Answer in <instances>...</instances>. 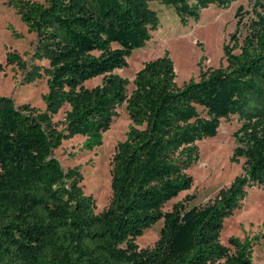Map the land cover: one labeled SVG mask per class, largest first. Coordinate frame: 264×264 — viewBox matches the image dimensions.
<instances>
[{
  "label": "trees",
  "instance_id": "obj_1",
  "mask_svg": "<svg viewBox=\"0 0 264 264\" xmlns=\"http://www.w3.org/2000/svg\"><path fill=\"white\" fill-rule=\"evenodd\" d=\"M235 1L14 2L36 38L32 63H47L32 64L26 80L42 72L47 92L44 111L0 97V264H252L260 237H230L226 247L220 234L249 191H264V0H253L249 13L236 10L226 66L198 82L177 89L168 53L144 63L132 82L114 73L159 29L153 5L172 10L185 27L209 7ZM97 77L99 85L85 86ZM123 104L130 125L112 157L111 198L95 213L77 169L64 171L54 151L76 136L85 151L100 147ZM62 106L59 129L52 116ZM230 117L239 124L230 161L244 160L242 174L204 205L177 202L164 212L192 187L186 172L199 160L195 144L214 138ZM161 220L153 247L139 249L136 239Z\"/></svg>",
  "mask_w": 264,
  "mask_h": 264
},
{
  "label": "rangeland",
  "instance_id": "obj_2",
  "mask_svg": "<svg viewBox=\"0 0 264 264\" xmlns=\"http://www.w3.org/2000/svg\"><path fill=\"white\" fill-rule=\"evenodd\" d=\"M16 0H0V97L8 98L17 106H28L31 109L44 111L43 95L47 92L46 76L42 73L32 82L26 80L31 72V65L45 66L46 61H33L32 53L36 43L35 35L29 32L15 8ZM40 1V0H23ZM253 0H236L228 9H218L214 6L201 12L197 23H189L182 27L172 10H165L157 5L160 17V27L153 33L151 40L142 49L134 51L127 59V68L114 73L132 82L135 74L142 69L143 64L155 60L165 53L173 61L177 89H182L190 81L198 82L200 75L209 69L225 67L223 46L228 44L229 36L235 31V13L239 7L249 13ZM250 18L245 15L242 23ZM237 53V51L235 52ZM102 77H97L85 84L93 88L101 83ZM132 84L127 88L130 94ZM66 106H62L52 116L53 122L64 126ZM109 129L103 134L102 145L93 151L83 150L84 138L73 137L63 141L54 151V157L59 161L64 171L77 169L80 174V187L86 196L95 200V213L101 212L111 198V161L116 145L125 140L130 120L125 105L115 109ZM239 124L236 117L221 120L217 135L207 138L195 145L198 148L199 160L187 174L193 184L190 190L167 203L163 211H170L177 202H182L187 208L204 205L211 201L220 189L227 187L232 180L242 174L244 160L238 164L231 163L235 143L233 133ZM194 196V200L186 201ZM163 226L161 220L143 235L136 239L139 249L151 248L159 239ZM264 191L253 189L240 208L232 217L223 223L220 242L228 247V239L237 237L240 240L260 237L253 248L252 264H264Z\"/></svg>",
  "mask_w": 264,
  "mask_h": 264
}]
</instances>
